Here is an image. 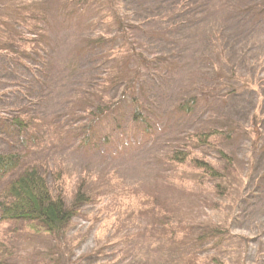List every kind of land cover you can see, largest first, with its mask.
<instances>
[{
	"label": "rangeland",
	"instance_id": "rangeland-1",
	"mask_svg": "<svg viewBox=\"0 0 264 264\" xmlns=\"http://www.w3.org/2000/svg\"><path fill=\"white\" fill-rule=\"evenodd\" d=\"M27 1L47 3L45 60L36 66L39 78L34 79L0 54V152L22 153L27 164L46 169L48 178L63 172L69 204L80 183L87 199L67 230L73 248L33 235L23 222L0 220V258L6 264H114L110 248L98 257L92 252L113 242L117 221L121 233L138 235L151 228L155 205L183 224L211 222L230 229L232 235L222 245H204L205 256L230 264L242 259L264 264V11L259 9L264 0H124L120 10L141 26L135 31L137 51L148 59L169 57L175 64L140 68L136 93L150 132L134 121L131 97L126 96L110 116L94 123L91 135L88 110L106 97L120 99L125 79L138 68L137 59L116 54L125 42L98 12L73 14L61 0ZM98 2L102 8L107 3ZM169 12L168 19L163 17ZM101 35L102 43L82 50ZM207 88L213 93L209 104L200 102L192 115L176 110ZM19 114L34 122L25 137L8 125ZM228 120L251 131L250 136L220 140L218 147L234 158L235 166L217 181L227 190L215 194L212 182L198 184L200 177L167 156L182 149L191 133L225 129ZM199 150L224 164L218 151ZM13 175L0 178V189ZM144 204L150 206L147 213ZM155 240L169 244L165 238ZM243 242L249 245L247 253ZM135 244L136 260L146 261ZM169 250L164 248L161 259L148 264L178 259V252Z\"/></svg>",
	"mask_w": 264,
	"mask_h": 264
},
{
	"label": "trees",
	"instance_id": "trees-1",
	"mask_svg": "<svg viewBox=\"0 0 264 264\" xmlns=\"http://www.w3.org/2000/svg\"><path fill=\"white\" fill-rule=\"evenodd\" d=\"M65 9L73 14L98 12L100 20L111 21L117 35L123 40L124 44L116 51L117 55L125 54L128 60L137 59L138 68L135 74L125 79L124 90L117 101H112L108 97L99 103L94 109L88 110L91 117L87 124V133L91 135L95 122L103 117L111 115L113 108L119 105L126 96L131 97V107L133 119L137 124L144 126L146 132L151 131V125L147 116L144 114V108L136 93V87L140 79V68L144 66L150 68L155 62L159 63L162 69L172 67L175 62L166 56H153L148 59L144 53L137 51L135 31L136 24L130 22L126 13L120 10V5L124 0H105L104 8L98 5L102 0H61ZM263 5L259 7L264 11ZM46 2H31L24 0H8L2 6L0 5V54L4 56L10 66L22 67L28 70L34 79L39 76L36 72V66L44 61V49L46 32L44 24L47 17ZM164 15L167 19L173 14ZM105 37L92 38L83 46V51L93 48L102 43ZM141 84L143 81H140ZM213 93L207 88L202 94H196L176 106V110L184 115H192L196 107L201 103L209 104ZM225 129L212 128L209 130H197L190 134V140L184 144L183 148H176L168 153V160L178 166L187 167L191 173L200 177L198 184L205 182L204 179L213 183V192L215 194L224 193L227 188L217 182L223 180L228 175V171L234 169V158L218 147L221 139L228 140L235 137H243L250 134V129L241 126L234 121H227ZM17 132L19 137H25L31 134L34 128V122L24 115H12L9 118V124ZM250 136V135H249ZM90 137L88 136L87 140ZM200 148L212 149L218 151L219 160L224 164L210 160L204 155ZM16 172V173H15ZM14 173L8 178L4 187L0 189V220L6 222H23L30 229L33 235H46L56 241V245L63 247L68 245L73 248L75 243L69 241L67 230L74 217L79 215L78 206L87 199L84 183H80L76 189V195L71 204L67 201V195L63 187L61 178L63 172L59 171L53 174V177H47V170L43 172L37 165L27 164L24 155L19 152H0V178L6 174ZM217 182V183H214ZM144 204L142 209L147 213ZM150 213L153 219V226L138 231V235L133 233H124L120 231L119 221L114 223L117 231L111 239V243L97 247L92 254L98 257L105 249H109V254L113 255L114 264H148L155 259L160 260V253L164 248L170 247L169 252L176 250L178 259L164 260L162 264H230L225 260H220L218 256H205L204 245L210 241H216V245H222L229 235H232L228 227L218 224L205 222L196 225L183 220H176L164 208H157L152 205ZM114 227V228H115ZM113 228V227H112ZM157 237L168 240V246L163 241H156ZM243 240L245 236H240ZM138 240L136 242L135 240ZM141 241V242H140ZM136 243V244H135ZM213 243V242H212ZM244 243L243 252L249 246ZM141 246L146 256V261L136 260L135 246ZM168 256L167 253H164ZM107 255V253H106ZM153 259V260H152ZM73 260V258H72ZM43 262V261H42ZM5 259L0 258V264H6ZM46 264H50L46 262ZM52 264H59L58 262ZM99 264V263H97ZM102 264V263H100ZM239 264H246L245 259Z\"/></svg>",
	"mask_w": 264,
	"mask_h": 264
}]
</instances>
